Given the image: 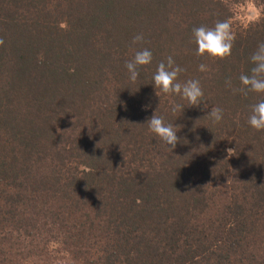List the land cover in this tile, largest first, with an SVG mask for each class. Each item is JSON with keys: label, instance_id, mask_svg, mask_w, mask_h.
Wrapping results in <instances>:
<instances>
[{"label": "trees", "instance_id": "16d2710c", "mask_svg": "<svg viewBox=\"0 0 264 264\" xmlns=\"http://www.w3.org/2000/svg\"><path fill=\"white\" fill-rule=\"evenodd\" d=\"M228 2L0 0V264L35 249L43 264H264V131L247 123L264 97L233 92L264 15L226 59L192 42L230 22ZM142 47L153 61L132 83L125 63ZM169 55L181 81L200 80L198 107L155 89ZM156 111L179 127L173 151L145 124Z\"/></svg>", "mask_w": 264, "mask_h": 264}, {"label": "clouds", "instance_id": "9594fccd", "mask_svg": "<svg viewBox=\"0 0 264 264\" xmlns=\"http://www.w3.org/2000/svg\"><path fill=\"white\" fill-rule=\"evenodd\" d=\"M144 42L143 34H137L133 37L132 44H142ZM192 42L196 45L195 54L198 57L208 56L214 60H223L231 55L235 42V35L228 20H217L213 26L201 25L193 28ZM4 44L3 38H0V46ZM252 67L250 71L239 75V87H234L233 92L240 93L247 97L254 93L264 97V42L258 44L255 51L249 57ZM153 61V54L148 48H139L134 51L133 58L125 63V68L129 74V79L135 83L139 77V69L148 66ZM200 72L209 71L208 65L201 63L198 66ZM185 69L177 65L173 56L169 55L165 61L158 63L152 79L155 89L160 93L169 96H178L186 101L189 106L198 107L203 100L204 91L201 82L198 79H189L181 81L179 76ZM226 85L232 87V81L227 80ZM158 96V93L156 92ZM184 110V106L173 102L171 112L175 114ZM213 124H218L223 119V109L212 107L207 114ZM249 126L255 131H264V98L250 106V114L247 119ZM150 133L154 134L161 142L166 144L169 151H173L177 143L180 142L177 136L178 126L172 123H166L157 111L145 123ZM229 156L234 152L233 149L226 150Z\"/></svg>", "mask_w": 264, "mask_h": 264}, {"label": "rangeland", "instance_id": "374dc122", "mask_svg": "<svg viewBox=\"0 0 264 264\" xmlns=\"http://www.w3.org/2000/svg\"><path fill=\"white\" fill-rule=\"evenodd\" d=\"M229 2L230 13L232 14L230 24L234 34L241 33V31L247 29L253 23L258 22L264 15V6L260 5L256 0H229ZM55 248L59 250L60 245L57 243L48 245L49 251ZM37 250L38 249H35L36 252L32 256H27V259H25L23 263L43 264L40 261L41 258L37 255ZM51 257L49 262H52V264H68V262H70V260L64 258L63 255L56 254ZM29 261H31V263Z\"/></svg>", "mask_w": 264, "mask_h": 264}]
</instances>
